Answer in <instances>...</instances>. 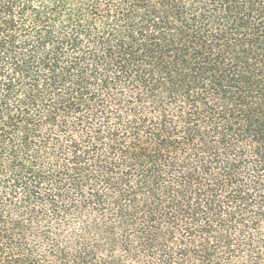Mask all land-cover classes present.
<instances>
[{
  "label": "trees",
  "instance_id": "16d2710c",
  "mask_svg": "<svg viewBox=\"0 0 264 264\" xmlns=\"http://www.w3.org/2000/svg\"><path fill=\"white\" fill-rule=\"evenodd\" d=\"M34 1L0 0V89L74 120L58 125L78 200L48 210L138 217L134 264H264V0H84L75 24L54 16L75 0ZM8 98L0 117L33 135Z\"/></svg>",
  "mask_w": 264,
  "mask_h": 264
},
{
  "label": "rangeland",
  "instance_id": "374dc122",
  "mask_svg": "<svg viewBox=\"0 0 264 264\" xmlns=\"http://www.w3.org/2000/svg\"><path fill=\"white\" fill-rule=\"evenodd\" d=\"M85 3L84 0L70 2L54 16L62 23L71 19L73 24L88 19V12L82 18H70V14L76 13ZM38 5L36 0L32 3L34 9H39ZM42 12L52 16L46 10ZM26 16L30 17V13ZM14 87L9 94L0 89L2 102L4 95H8L7 103H24L18 106V111L23 109L28 114L21 116H29L41 124L35 127L33 135H24L22 129L29 126L21 125L14 130L7 116L0 117L7 134L3 136L0 132V239L4 242V247L0 248V264H114L116 261L134 264L129 260L130 248L142 251L141 245L147 243L143 236L133 233L137 229L135 224L141 223L138 217L131 224L128 219L100 220L88 214L79 218L73 210L67 215L56 216L48 210L51 197L61 201L68 210L73 209L78 200L72 182L75 175L70 148L73 134L68 131L64 134L58 125L61 120L69 124L74 120L54 117L52 112L43 110L41 102L35 103L39 91L30 92L27 83L22 87L14 84ZM38 88L45 89V86L39 83ZM50 101L53 97L45 103ZM27 103L40 105L41 114L36 112L35 115ZM19 112L13 111L10 115ZM51 117L57 121L47 123ZM33 186L40 189L39 198L43 199L40 203L29 198L28 191H32ZM97 189L106 192L101 182ZM44 192L46 196H42ZM85 192L86 195L88 190ZM116 209L113 207L110 211L116 213ZM45 210L47 216H43ZM36 212L40 216L35 215ZM126 231L131 234L126 236Z\"/></svg>",
  "mask_w": 264,
  "mask_h": 264
}]
</instances>
